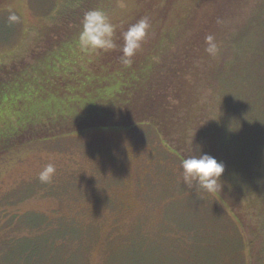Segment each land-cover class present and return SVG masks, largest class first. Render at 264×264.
<instances>
[{
    "label": "rangeland",
    "instance_id": "rangeland-1",
    "mask_svg": "<svg viewBox=\"0 0 264 264\" xmlns=\"http://www.w3.org/2000/svg\"><path fill=\"white\" fill-rule=\"evenodd\" d=\"M198 1L104 0L102 9L126 28L147 17V50L165 46ZM74 2L0 0V63L27 60ZM255 3L245 17L251 30L223 55L226 73L244 67L253 79L248 93L258 79L264 94V0ZM10 13L18 23H8ZM239 52L248 66L234 62ZM207 154L222 162L220 149ZM183 159L147 125L70 132L2 154L0 264H264L260 207L247 206L249 194L238 197L236 176L222 178L219 192L187 187ZM48 163L55 175L41 183Z\"/></svg>",
    "mask_w": 264,
    "mask_h": 264
},
{
    "label": "trees",
    "instance_id": "trees-1",
    "mask_svg": "<svg viewBox=\"0 0 264 264\" xmlns=\"http://www.w3.org/2000/svg\"><path fill=\"white\" fill-rule=\"evenodd\" d=\"M102 1L76 0L27 60L0 63V156L70 132L147 125L184 159L193 154L192 142L204 154L220 149L223 179L236 176L235 193L249 194L247 206L260 207L264 219V94L258 79L257 92L248 93L253 79L244 67L240 75L226 73L223 55L251 30L245 17L258 0H199L165 46L140 48L130 64L121 60L128 23L114 24L112 50L79 46L84 14L104 11ZM209 35L215 56L206 51ZM235 55L234 62L248 66Z\"/></svg>",
    "mask_w": 264,
    "mask_h": 264
},
{
    "label": "clouds",
    "instance_id": "clouds-1",
    "mask_svg": "<svg viewBox=\"0 0 264 264\" xmlns=\"http://www.w3.org/2000/svg\"><path fill=\"white\" fill-rule=\"evenodd\" d=\"M8 23L19 22V17L15 13H10L7 17ZM150 22L147 17L141 18L138 22L128 27L123 32V48L121 60L125 64H130L132 58L140 50L142 43L148 35ZM115 26L108 15L101 9H94L86 12L82 21V30L78 35V43L84 51H108L117 47L114 41ZM208 47L206 51L209 55L215 56L218 47L214 42V37H206ZM192 155L181 161L183 183L189 188L204 190L207 192L219 191L224 187L223 176L225 165L218 162L214 157L204 154L199 146L194 148L192 142ZM55 165L48 163L38 175L41 183H50L55 175Z\"/></svg>",
    "mask_w": 264,
    "mask_h": 264
}]
</instances>
